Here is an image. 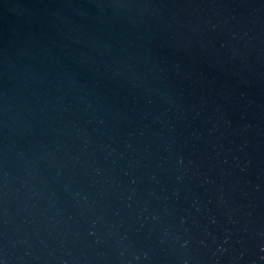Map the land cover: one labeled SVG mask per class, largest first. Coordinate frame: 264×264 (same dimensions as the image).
<instances>
[{"label": "water", "instance_id": "water-1", "mask_svg": "<svg viewBox=\"0 0 264 264\" xmlns=\"http://www.w3.org/2000/svg\"><path fill=\"white\" fill-rule=\"evenodd\" d=\"M0 264H264V0H0Z\"/></svg>", "mask_w": 264, "mask_h": 264}]
</instances>
